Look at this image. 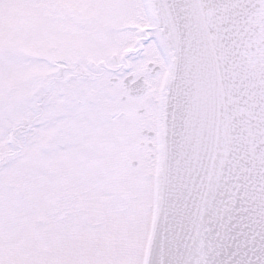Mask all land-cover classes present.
Here are the masks:
<instances>
[{
  "label": "snow or ice",
  "instance_id": "1",
  "mask_svg": "<svg viewBox=\"0 0 264 264\" xmlns=\"http://www.w3.org/2000/svg\"><path fill=\"white\" fill-rule=\"evenodd\" d=\"M0 264H264V0H0Z\"/></svg>",
  "mask_w": 264,
  "mask_h": 264
}]
</instances>
